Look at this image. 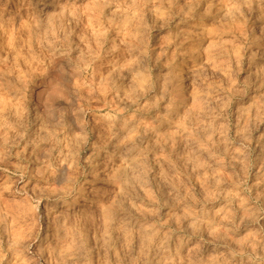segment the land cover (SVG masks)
<instances>
[{"label":"rangeland","instance_id":"374dc122","mask_svg":"<svg viewBox=\"0 0 264 264\" xmlns=\"http://www.w3.org/2000/svg\"><path fill=\"white\" fill-rule=\"evenodd\" d=\"M0 264H264V0H0Z\"/></svg>","mask_w":264,"mask_h":264},{"label":"bare ground","instance_id":"6f19581e","mask_svg":"<svg viewBox=\"0 0 264 264\" xmlns=\"http://www.w3.org/2000/svg\"><path fill=\"white\" fill-rule=\"evenodd\" d=\"M255 24V23H254ZM259 24V23H258Z\"/></svg>","mask_w":264,"mask_h":264}]
</instances>
